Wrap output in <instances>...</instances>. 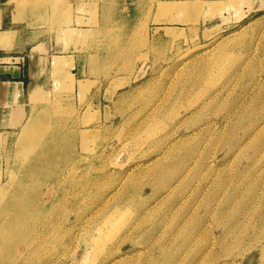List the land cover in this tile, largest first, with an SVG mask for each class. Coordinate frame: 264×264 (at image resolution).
Instances as JSON below:
<instances>
[{"label":"rangeland","instance_id":"obj_1","mask_svg":"<svg viewBox=\"0 0 264 264\" xmlns=\"http://www.w3.org/2000/svg\"><path fill=\"white\" fill-rule=\"evenodd\" d=\"M12 2L37 61L0 264H264V0Z\"/></svg>","mask_w":264,"mask_h":264},{"label":"crops","instance_id":"obj_2","mask_svg":"<svg viewBox=\"0 0 264 264\" xmlns=\"http://www.w3.org/2000/svg\"><path fill=\"white\" fill-rule=\"evenodd\" d=\"M12 1L0 0V134L12 127L19 108L28 107L36 80L32 59L37 61V45L27 44L23 22L19 23L20 14Z\"/></svg>","mask_w":264,"mask_h":264},{"label":"bare ground","instance_id":"obj_3","mask_svg":"<svg viewBox=\"0 0 264 264\" xmlns=\"http://www.w3.org/2000/svg\"><path fill=\"white\" fill-rule=\"evenodd\" d=\"M248 73H249V72H248ZM236 109H238V108H236ZM257 111H258V110H257ZM229 114H230V113H229ZM227 116H228V115H227ZM231 117H232V116H231ZM253 117H254V116H253ZM258 117H259V116H258ZM255 119H256V118H255ZM234 121H235V119H234ZM253 121H254V120H253ZM256 121H258V120H256ZM256 121H255V122H256ZM263 121H264V119H263ZM232 122H233V121H232ZM249 122H250V120H249ZM251 123H252V122H251ZM256 123H257V122H256ZM261 123H262V121H261ZM247 124H248V123H247ZM258 124H259V122H258ZM231 126H232V125H231ZM248 126H249V125H248ZM255 126H256V125H255ZM257 126H258V125H257ZM263 126H264V124H263ZM18 127H19V126H18ZM256 128H257V127H256ZM256 128H255V130H256ZM253 131H254V130H253ZM257 133H259V132H257ZM252 134H253V133H252ZM248 135H249V134H248ZM254 135H256V134H254ZM249 136L251 137V135H249ZM249 136H246V137L250 138ZM244 140H245V139H244ZM260 146H262V145H260ZM239 148H240V147H239ZM261 148H262V147H261ZM260 150H261V149H260ZM239 151H240V150H239ZM256 151H257V150H256ZM258 152H259V151H258ZM258 152H257V153H258ZM180 156H181V155H180ZM176 158H177V156H176ZM207 160H208V159H207ZM211 161H212V160H211ZM209 163H210V162H209ZM207 164H208V162H207ZM213 164H214V163H213ZM213 164H212V165H213ZM204 165H205V164H204ZM216 165H217V164H216ZM249 165H250V164H249ZM249 165H248V166H249ZM251 165H252V164H251ZM205 167H208V166H205ZM220 167H221V166H220ZM202 168H203V167H202ZM210 168H211V167H210ZM204 170H205V169H204ZM220 170H221V169H220ZM222 170H223V168H222ZM200 171H201V168H200V170H199V174H201ZM206 172H208V171H206ZM206 172H205V173H206ZM217 172H218V171H217ZM217 172H216V173H217ZM219 172H220V171H219ZM163 173H164V172H163ZM163 173H162V174H163ZM189 173H190V172H189ZM214 173H215V172H214ZM165 174H166V173H165ZM165 174H164V176H165ZM168 174H170V173H168ZM219 174H220V173H219ZM237 174H238V173H237ZM168 176H169V175H168ZM198 176H199V175H198ZM208 176H209V175H207V177H208ZM159 177H161V176H159ZM186 177H187V176H186ZM207 177H206V179H207ZM170 178H171V176H170ZM201 178H202V177H201ZM225 178H226V180H228L229 177H228V178L225 177ZM164 179H166V178H164ZM189 179H190V177H189ZM199 179H200V178H199ZM213 179H214V177H213ZM229 179H230V178H229ZM135 180H136V179H135ZM167 180H168V179H167ZM197 180H198V178H197ZM200 180H201V179H200ZM235 180H236V179H235ZM240 180H241V179H240ZM138 181H139V180H138ZM138 181H137V182H138ZM140 181H141V180H140ZM171 181H172V180H171ZM212 181H213V180H212ZM215 181H216V180H215ZM1 182H2V181H1ZM134 182H135V181H134ZM164 182H165V181H164ZM223 182H224V181H223ZM229 182H230V181H229ZM235 182H236V181H235ZM148 183H150V182H148ZM152 183L155 184V183H157V182H152ZM209 183H210V182H209ZM237 183H238V181H237ZM237 183H236V185H238ZM239 183H240V181H239ZM134 184H136V183H134ZM137 184L139 185L140 183H137ZM143 184H144V183H143ZM145 184H147V183H145ZM140 185H141V184H140ZM170 185H171V184H170ZM222 185H223V184H222ZM230 185H231V184H230ZM134 186H135V185H134ZM134 186H133V188H134ZM193 186H195V185H193ZM153 187H154V186H153ZM171 187H172V186H171ZM214 187H215V186H214ZM219 187H220V186H219ZM226 187H227V186H226ZM252 187H253V186H252ZM212 188H213V187H212ZM255 188H256V187H255ZM153 189H154V188H153ZM131 190H132V188H131ZM134 190H135V189H134ZM136 190H138V189H136ZM202 190H203V189H202ZM202 190H201V191H202ZM235 190H236V189H235ZM172 191H173V189H172ZM211 193H212V192H211ZM168 194H169V193H168ZM229 194H230V193H229ZM219 195H220V194H219ZM189 196H190V195H189ZM210 196H211V195H210ZM223 196H224V195H223ZM226 196H227V195H226ZM167 197H168V196H167ZM211 197H212V196H211ZM254 197H255V195H254ZM188 198H189V197H188ZM219 198H220V196H219ZM225 199H226V198H225ZM185 200H186V199H185ZM218 200H219V199H218ZM214 201H215V200H214ZM215 202H216V201H215ZM207 204H208V203H207ZM207 204H206V205H207ZM215 204H216V203H215ZM215 204H214V206H215ZM250 206H251V205H250ZM245 207H246V206H245ZM223 208H224V207H223ZM253 208H254V207H253ZM253 208H251V209H253ZM255 208H256V207H255ZM262 208H263V207H262ZM219 209H220V208H219ZM246 209H247V208H246ZM251 209H250V210H251ZM257 209H258V208H257ZM250 210H249V211H250ZM262 210H263V209H262ZM262 210H261V211H262ZM210 211H211V210H210ZM216 211L219 212V210H216ZM245 211H246V210H245ZM200 212H201V211H200ZM218 212H217V214H218ZM246 212H247V211H246ZM246 212H245V213H246ZM251 212H254V210L251 211ZM263 212H264V211H263ZM166 213H167V212H166ZM207 213H208V212H207ZM210 213H211V212H210ZM221 213H222V212H221ZM260 213H261V212H260ZM145 214H146V213H145ZM148 214H149V213H148ZM205 214H206V212H205ZM208 214H209V213H208ZM243 214H244V213H243ZM247 214H248V213H247ZM250 214H251V213H250ZM250 214H249V215H250ZM209 215H210V214H209ZM215 215H216V214H215ZM252 215H253V214H252ZM252 215H250V217H252ZM260 215H261V214H260ZM207 216H208V215H207ZM207 216H206V217H207ZM210 216H211V215H210ZM218 216H219V214H218L217 216H215V217L219 218ZM245 216H246V214H245ZM245 216H244V217H245ZM247 217H249V216H247ZM240 218H241V216H240ZM211 219H212V218H211ZM220 219H221V217H220ZM237 219H239V218H237ZM263 219H264V218H263ZM143 220H145V219H143ZM143 220H142V221H143ZM216 220L218 221L219 219H216ZM245 220H246V219H245ZM258 220H259V219H258ZM140 221H141V220H140ZM140 221H138V222H140ZM146 221H147V219H146ZM217 221H216V222H217ZM236 221H237V220H236ZM243 221H244V220L242 219V222H243ZM247 221H248V220H247ZM255 221H256V220H255ZM262 221H263V220H262ZM202 222H203V221H202ZM240 222H241V221H240ZM244 222H245V221H244ZM250 222H251V220H250ZM256 222H257V221H256ZM236 223L238 224V222H236ZM248 223H249V221H248ZM143 224H144V223H143ZM198 224H199V223H198ZM233 224H235V222H234ZM241 224H242V223H241ZM243 224H244V223H243ZM245 224L247 225V222H246ZM253 224H254V223H253ZM146 225H147V224H146ZM199 225H200V224H199ZM201 225H202V224H201ZM256 225H257V224H256ZM135 226H136V225H135ZM192 226H193V225H192ZM235 226H236V224H235ZM247 226L250 228L249 224H248ZM251 226H252V225H251ZM149 227H150V226H149ZM182 227H183V226H182ZM232 227H233V226H232ZM236 227H237V226H236ZM236 227H235V228H236ZM245 227H246V226H245ZM248 227H247V228H248ZM184 228L186 229V227H184ZM239 228H240V227H239ZM255 228H256V227H255ZM136 229H137V227H136ZM180 229H181V227L179 228V230H180ZM189 229H190V228H189ZM245 229H246V228H245ZM129 230H130V229H129ZM181 230H182V229H181ZM190 230H191V229H190ZM230 230L232 231L233 229H229V231H230ZM239 230H240V229H239ZM239 230H238V231H239ZM243 230H244V229H243ZM257 230H259V229H257ZM131 231H132V230H131ZM227 231H228V230H227ZM241 231H242V230H241ZM132 232H133V231H132ZM194 232H195V231H194ZM210 232H211V231H210ZM232 232H233V231H232ZM243 232H244V231H243ZM254 232H255V231H254ZM256 232H257V231H256ZM258 232H259V231H258ZM180 233H182V232H180ZM204 233H205V232H204ZM224 233H225V232H224ZM251 233H252V232H251ZM129 234H130V233H129ZM242 234H243V233H242ZM246 234H247V233H246ZM258 234H259V233H258ZM258 234H257V235H258ZM261 234H262V233H261ZM127 235H128V234H127ZM236 235H237V233H236ZM257 235H256V238L258 237ZM237 236H238V235H237ZM253 236H255V235H253ZM253 236H252V237H253ZM126 237H128V236H126ZM129 237H130V236H129ZM241 237H242V236H241ZM263 237H264V236H263ZM130 238H131V237H130ZM130 238H128V239H130ZM134 238H135V237H134ZM202 238H204V237H202ZM202 238H201V239H202ZM230 239H232V238H230ZM235 239H236V236H235ZM249 239H250V236H249ZM253 239H254V238H253ZM263 239H264V238H263ZM123 240H124V238H123ZM203 240H204V239H203ZM205 240H206V239H205ZM210 240H211V239H210ZM215 240H216V239H215ZM224 240H225V239H224ZM237 240H238V239H237ZM241 240H242V239H241ZM259 240H260V238H259ZM127 241H128V240H127ZM212 241H213V239H212ZM216 241H218V240H216ZM255 241H256V239H255ZM185 242H186V241H185ZM185 242H184V243H185ZM213 242H214V241H213ZM228 242H229V241H228ZM239 242H240V241H239ZM171 243H172V242H171ZM186 243H187V242H186ZM186 243H185V244H186ZM221 243H223V242H221ZM224 243H225V242H224ZM233 243H234V242H233ZM169 244H170V243H169ZM172 244H173V243H172ZM182 244H183V243H182ZM185 244H184V245H185ZM214 244H215V243H214ZM226 244H227V243H226ZM231 244H232V242L230 243V245H231ZM237 244H239V243H237ZM240 244H241V243H240ZM242 244H243V243H242ZM250 244H251V241H250L249 245H250ZM252 244H253V243H252ZM218 245H219V244H218ZM233 245H234V244H233ZM246 245H247V244H246ZM253 245H254V244H253ZM256 245H257V244H256ZM207 246H208V245H207ZM221 246H222V245H221ZM225 246H226V245H225ZM234 246H236V244H235ZM237 246H238V245H237ZM173 247H175V246H173ZM190 247H191V246H190ZM212 247H213V246H212ZM227 247H228V246H227ZM240 247H241V246H240ZM251 247H252V246H251ZM254 247H255V246H254ZM175 248H176V247H175ZM213 248H214V247H213ZM12 249H13V248H12ZM173 249H174V248H173ZM177 249H178V247L176 248V250H177ZM190 249H191V248H190ZM208 249H209V248H208ZM208 249H207V250H208ZM221 249H223V247H222ZM227 249H228V248H227ZM233 249H234V247L232 248V250H233ZM235 249H236V248H235ZM235 249H234V250H235ZM239 249H241V248H239ZM239 249H238V250H239ZM183 250H184V249H183ZM183 250H182V251H183ZM204 250H206V248H204ZM210 250H211V249H210ZM225 250H226V249H225ZM248 250H250V249H248ZM11 251H13V250H11ZM184 251H185V250H184ZM243 251H244V250H243ZM172 252H173V251H172ZM202 252H203V251H202ZM239 252H241V251H239ZM245 252H247V251H245ZM252 252H253V251H252ZM153 253H155V251H154ZM204 253H205V252H204ZM250 253H251V252H250ZM98 254H99V253H98ZM101 254H102V253H101ZM206 254H207V253H206ZM209 254H211V253L209 252ZM244 255H245V254H244ZM155 256H156V255H155ZM201 256H202V255H201ZM211 256H213V254H212ZM247 256H248V254H247ZM203 257H204V256H203ZM203 257H202V258H203ZM198 258H199V257H198ZM244 260H245V259H244ZM247 260H248V259H247ZM18 261H19V260H18ZM190 261H191V260H190ZM195 261H196V260H195ZM221 261H222V260H221ZM183 262H184V261H183ZM199 262H200V261H199ZM17 263H18V262H16V264H17ZM165 263H166V262H165ZM178 263H179V262H178ZM207 263H208V262H207ZM263 263H264V262H263ZM19 264H20V263H19ZM153 264H155V262H153ZM161 264H162V263H161ZM192 264H193V263H192ZM217 264H218V263H217Z\"/></svg>","mask_w":264,"mask_h":264}]
</instances>
